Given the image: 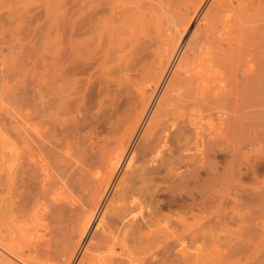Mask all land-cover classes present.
I'll return each mask as SVG.
<instances>
[{
  "label": "bare ground",
  "instance_id": "obj_1",
  "mask_svg": "<svg viewBox=\"0 0 264 264\" xmlns=\"http://www.w3.org/2000/svg\"><path fill=\"white\" fill-rule=\"evenodd\" d=\"M97 6V24L74 23L69 66L149 51L154 83H109L135 99L124 133L104 148L57 137L83 97L77 83L52 93L42 83L40 176L16 186L18 164L1 167L0 264H171L160 255L186 229L197 236L220 192L252 173L251 136L264 128V0H90Z\"/></svg>",
  "mask_w": 264,
  "mask_h": 264
},
{
  "label": "rangeland",
  "instance_id": "obj_2",
  "mask_svg": "<svg viewBox=\"0 0 264 264\" xmlns=\"http://www.w3.org/2000/svg\"><path fill=\"white\" fill-rule=\"evenodd\" d=\"M92 9L90 0H0L1 180L8 179L2 165L14 163L18 164L14 185L31 176H40L37 165L40 164L42 83L49 87L50 93L60 90L62 83H77L79 96L83 97L82 113L69 128L57 126V137L64 134L70 144L86 142L99 148L124 133L129 123L123 125L122 120L135 99L124 85L114 87L109 83H154L149 81L152 79L149 51L137 50L107 67L100 64L102 59L96 58L69 66L74 23L79 22L85 31V26L101 20L102 8ZM60 44L65 61L61 70L57 56ZM53 104V100L48 102L50 106ZM251 138L252 146L248 150L251 175L234 178L220 192L218 207L203 212L197 236L192 234V229H186L184 242L172 243L160 257L167 258L171 264L180 263V258L184 264H264V128L259 132L254 130ZM163 174L164 171L159 178L156 176V183L162 184ZM149 201L148 197L146 203ZM4 202L0 203V214L6 209ZM31 220L34 222L25 226L30 237L36 238L40 231L36 230L35 218Z\"/></svg>",
  "mask_w": 264,
  "mask_h": 264
}]
</instances>
